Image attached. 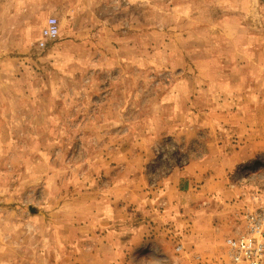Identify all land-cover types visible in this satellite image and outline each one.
<instances>
[{
	"label": "rangeland",
	"instance_id": "1",
	"mask_svg": "<svg viewBox=\"0 0 264 264\" xmlns=\"http://www.w3.org/2000/svg\"><path fill=\"white\" fill-rule=\"evenodd\" d=\"M118 1L128 19L115 18L114 4L105 24L121 39L134 33L133 56L105 48L115 65L79 69L68 67L61 49L50 51L57 40L40 47L24 37L34 20L17 29L14 0H0V264H78L70 258L98 246L104 228L87 224L102 218L109 191L127 184L116 165L125 167V146L144 135L138 126L121 130L129 128L124 121L143 124L158 108L172 118L175 107H191L199 130L190 133L194 147L171 136L159 141L146 191L164 187L160 172L169 164L198 160L215 174V188L173 191L177 206L150 231L156 242L135 262L227 264L224 241L264 209V0ZM191 93L193 106L185 107ZM123 107L128 116H120ZM215 109L230 113L210 114ZM114 118L124 119L117 130ZM176 120L175 130L191 124L186 114Z\"/></svg>",
	"mask_w": 264,
	"mask_h": 264
},
{
	"label": "crops",
	"instance_id": "2",
	"mask_svg": "<svg viewBox=\"0 0 264 264\" xmlns=\"http://www.w3.org/2000/svg\"><path fill=\"white\" fill-rule=\"evenodd\" d=\"M102 2L103 0H14L13 19L16 22L17 29L32 25L33 23L29 21L34 20L33 30L24 33L23 36L39 41L41 40V29L46 20L48 18H55L58 23V36L53 40L54 42L57 40L56 44L50 45V51H59L61 49L63 59L68 64V67L73 66L79 69L88 66L99 67L104 62H112L110 66H113L117 62L107 58L106 55L104 56V53L101 52L102 49L108 48L110 52L125 54L127 51L129 55L133 56L134 47L129 45L131 42L129 37L133 36L134 33H124L122 39L120 33L118 35L115 34L109 23L110 21L107 20L105 24V20L111 18V6H114V4L118 5L116 6L118 12L115 18H118L117 14L126 18L129 10L125 9L123 4H120L118 0H107V8H105ZM105 9L106 11H104ZM145 34L148 36L146 49L149 51V28L146 32L142 30V41ZM96 35L102 41L108 38L110 43L100 45V39L95 40ZM112 42L115 44L119 43L120 45L114 46ZM122 42H124V45H122ZM125 46L126 48H124ZM142 46L143 53L145 45L143 44ZM95 52H99V55H91ZM120 56V54L116 55L118 59ZM142 58V63L149 62L148 60H144L143 56ZM113 96H115V93ZM103 97H106V95ZM192 98H196L195 93H191L186 97L187 102L185 103V107L189 102L190 106H193ZM161 105L162 103L160 107ZM120 111H122L121 115L116 111V113L113 112L115 113L114 116L122 117L129 115L127 107H123ZM158 111L159 108L154 113H151L143 124L135 122L134 118L131 121L126 120L127 122L129 121L128 123L124 119L118 123L116 121L117 118H114L111 130L120 128V126H115L113 129L116 122L122 124L124 121L125 124H128L129 128H121V130L132 129L133 127L136 129L138 126V130L142 129L144 135L134 143L125 146L127 150L122 155L125 157V167L123 166L124 164L117 163L116 168L121 173L120 176L127 180V184H117L114 191H109V204L105 205L102 209V218L96 217V220L87 224L89 227L104 228L102 229L103 235L98 239V242L96 241L98 246L90 247L89 251H83V256L78 255L77 257L70 258L77 259L78 264H138V262H135V259H141V256H146L145 250H150L151 245L156 242V236H149L150 231H156L160 226H163L165 215L169 211H172L174 206H177L173 204V200L175 199L171 200L170 195L175 191H214L215 174H212L211 171L208 172L203 160L185 162L179 168L175 164H169V168L164 172H160L161 181H166L164 187L160 190L146 191L147 180L150 178L147 166L154 164V161L152 162L154 155L159 160L162 152H160V149H162L163 145H160L159 141L162 138L171 136V138L181 139L185 147H194V141L196 140L191 137L190 133L192 132L196 136L199 130L195 129L196 122H192L195 111L191 107L185 110L182 107H175V116L172 118L162 117ZM130 113L135 115L134 111ZM213 113L223 115L226 118L230 112H224L223 114L220 109H215L214 112H210V114ZM184 114H186L188 121L186 124H191L186 125V128L182 127L184 132L182 130H175L179 125L178 123L182 122V118H179L177 123L176 117L178 115L184 117ZM143 115L141 114V116ZM164 122H170L171 125L165 127L163 125ZM209 145L213 146V142L206 144V146ZM148 149H151L152 155L147 154ZM227 160L228 163H226ZM223 161L228 166L230 165V158H225ZM205 178L206 183L201 184ZM195 183H198V186H194ZM154 197H157V200H154ZM159 200L161 201L160 203H158Z\"/></svg>",
	"mask_w": 264,
	"mask_h": 264
},
{
	"label": "built area",
	"instance_id": "3",
	"mask_svg": "<svg viewBox=\"0 0 264 264\" xmlns=\"http://www.w3.org/2000/svg\"><path fill=\"white\" fill-rule=\"evenodd\" d=\"M58 36V23L55 18H48L41 29L39 46L53 41ZM247 228L243 234L227 238L224 247L227 264H264V209L247 216ZM181 246L175 247L179 252Z\"/></svg>",
	"mask_w": 264,
	"mask_h": 264
}]
</instances>
